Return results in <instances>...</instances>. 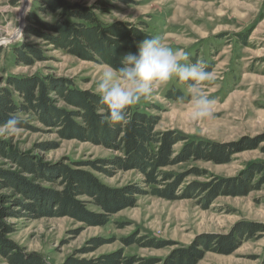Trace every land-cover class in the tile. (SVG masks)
<instances>
[{
  "label": "rangeland",
  "instance_id": "rangeland-1",
  "mask_svg": "<svg viewBox=\"0 0 264 264\" xmlns=\"http://www.w3.org/2000/svg\"><path fill=\"white\" fill-rule=\"evenodd\" d=\"M64 1L86 7L104 1L108 8L97 12L101 22L144 23L150 35L162 38L173 50L187 53L186 62L201 60L206 63L211 78L202 83L200 89L215 100L212 117L192 121L188 85L173 78L157 88L150 99L134 105L142 112L160 118L157 132L176 131L189 140L219 144L242 138L264 139V0ZM21 5L22 0H0V42L15 34ZM39 8L37 2L31 11L41 14ZM55 19L52 15L46 18L47 21ZM24 39L25 44L41 52L44 61L33 66L17 64L12 48L1 46L0 78H63L73 81L78 89L98 95L97 81L109 66L55 50L48 42L28 33L24 34ZM174 92L181 93V99L168 97ZM50 99L58 109H70L54 95ZM18 115L26 126L15 136L0 135V173L33 181L44 189L59 190L57 184L35 180L16 158H30L34 164L53 168L59 164L88 165L118 155L92 142L64 139L59 129L45 125L38 115ZM182 147L183 144H178L175 151L179 152ZM252 163H264L261 149L237 154L225 165L191 160L168 168L167 172L186 175L185 180L174 188L179 200L140 196L134 208L112 216L106 226H89L70 217L35 220L7 215L3 222L14 230L8 235L9 240L27 253L43 256L49 264H64L69 258L93 261L115 253L134 257L137 264L165 259L174 250L192 245L198 237L228 235L243 222L264 226V186L248 196H221L208 202L199 195H190L194 184L237 178ZM81 169L93 173L110 188L141 185L143 180V176L134 171L107 177L87 166ZM194 170L204 174L197 175ZM0 197L7 199V209L20 210L13 206L15 199L21 198L13 189L0 186ZM81 200L91 202L86 198ZM87 206L89 211L101 213L92 203ZM21 211L22 216L28 214ZM134 237L142 240L141 243L149 238L168 242L171 246L156 250L140 244L128 246L123 242ZM96 243L102 244L97 247ZM263 256L264 235L259 234L256 239L245 241L231 255L209 251L199 264H262ZM0 264H7L1 255Z\"/></svg>",
  "mask_w": 264,
  "mask_h": 264
},
{
  "label": "trees",
  "instance_id": "trees-1",
  "mask_svg": "<svg viewBox=\"0 0 264 264\" xmlns=\"http://www.w3.org/2000/svg\"><path fill=\"white\" fill-rule=\"evenodd\" d=\"M37 2L40 3L41 14L31 11L25 35L28 33L43 39L55 50L64 51L85 61L119 67L126 54L137 53L138 45L144 39L153 37L147 32L144 23L101 22L97 12L108 8L104 1L97 2L93 7L70 5L64 0H35L33 6ZM49 15L55 16L56 19L47 21ZM12 52L17 57V64L33 66L36 62L44 61L41 52L30 44L24 43L22 47L12 49ZM182 83L188 85L189 82ZM0 85H3L0 86V124L12 114L33 113L38 115L45 125L59 129V134L64 139L92 142L118 154L109 159L89 162L88 165L59 164L53 168L34 164L30 158H16L35 180L57 184L59 190L44 189L33 181L0 173V179L4 180L0 182V186L13 189L21 197L13 202V206L20 208L17 212L7 209V199L0 197V255L7 264H49L43 256L27 253L8 239V235L14 230L3 222L7 215L35 220L70 217L89 226H106L112 216L134 208L140 196L151 195L169 201L179 200L180 196L174 193V188L185 180L186 175L167 172L168 168L191 160L225 165L237 154L258 149L264 154V147H261L263 138H242L237 142L219 144L189 140L176 131L157 132L160 118L148 115L134 106L129 109L128 123L109 126L102 122V118L107 115V109L100 103L99 96L76 88L73 81L68 79L10 76L5 80L0 78ZM51 95L56 96L70 109H58L50 99ZM168 97L181 99L182 94L174 92ZM23 126L26 125L22 124L21 128ZM178 144H183V147L176 152L175 147ZM85 166L107 177H114L118 172H137L143 176L142 186L135 184L110 188L93 173L81 169ZM193 173L204 174L198 170ZM263 186L264 163H252L237 178L194 184L190 188L193 189L190 195H199L200 199L208 202L221 196H248L261 190ZM82 198L91 202L81 200ZM88 203L99 208L101 213L89 211ZM21 209L28 214L22 216ZM259 234L264 235L263 225L243 222L234 227L228 235L198 237L192 245L174 250L165 259L142 261V264H199L207 252L231 255L245 241L256 239ZM141 241L134 237L123 242L128 246L140 244L156 250L171 246L168 242L156 239L145 238L142 243ZM101 244L98 243L97 247ZM64 264L137 262L134 257L115 253L93 261L69 258Z\"/></svg>",
  "mask_w": 264,
  "mask_h": 264
},
{
  "label": "clouds",
  "instance_id": "clouds-1",
  "mask_svg": "<svg viewBox=\"0 0 264 264\" xmlns=\"http://www.w3.org/2000/svg\"><path fill=\"white\" fill-rule=\"evenodd\" d=\"M187 60V53L173 50L160 37L144 39L138 45V52L126 54L119 67L110 66L102 71L96 84L100 103L107 109L102 122L109 126L128 123L131 106L150 99L157 88L173 78L189 82L191 120L210 119L215 100L204 95L200 85L211 78V73L204 61ZM22 124L21 116L12 114L0 124V135L15 136Z\"/></svg>",
  "mask_w": 264,
  "mask_h": 264
},
{
  "label": "water",
  "instance_id": "water-1",
  "mask_svg": "<svg viewBox=\"0 0 264 264\" xmlns=\"http://www.w3.org/2000/svg\"><path fill=\"white\" fill-rule=\"evenodd\" d=\"M35 0H22L21 10L19 13L18 28L10 39H4L0 42L1 46L18 49L23 46L25 39L24 34L27 28V22Z\"/></svg>",
  "mask_w": 264,
  "mask_h": 264
},
{
  "label": "bare ground",
  "instance_id": "bare-ground-1",
  "mask_svg": "<svg viewBox=\"0 0 264 264\" xmlns=\"http://www.w3.org/2000/svg\"><path fill=\"white\" fill-rule=\"evenodd\" d=\"M17 29V28H16Z\"/></svg>",
  "mask_w": 264,
  "mask_h": 264
}]
</instances>
